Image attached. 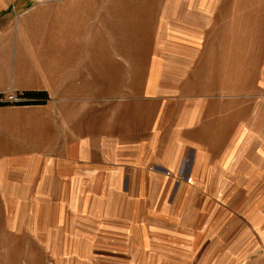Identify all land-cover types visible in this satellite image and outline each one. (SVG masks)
Returning <instances> with one entry per match:
<instances>
[{
    "label": "rangeland",
    "instance_id": "obj_1",
    "mask_svg": "<svg viewBox=\"0 0 264 264\" xmlns=\"http://www.w3.org/2000/svg\"><path fill=\"white\" fill-rule=\"evenodd\" d=\"M103 1L75 49L90 58L91 132L136 138L130 188L101 189L97 173L89 189L58 183L41 235L23 255L0 248V264H264V7Z\"/></svg>",
    "mask_w": 264,
    "mask_h": 264
},
{
    "label": "crops",
    "instance_id": "obj_2",
    "mask_svg": "<svg viewBox=\"0 0 264 264\" xmlns=\"http://www.w3.org/2000/svg\"><path fill=\"white\" fill-rule=\"evenodd\" d=\"M100 4L104 1L0 0V103H3L0 105V248L3 252L6 245L11 253L18 254L21 250L25 254L27 233L30 237L40 234L41 228L35 225L42 224L36 216L41 210L38 207L55 201L58 183L80 182L82 189H89V175L97 173L103 184L101 189L130 188L137 157L136 138L129 134L127 139V132L116 128L107 131L102 124L97 132H91L90 58L88 49L85 54L75 49L84 46V35L88 45L91 19L95 14L100 19ZM256 5L263 8L264 0H197L198 8L209 13L223 9L233 14L235 8L251 12L250 8ZM188 35L197 38L194 32ZM155 72L153 69L152 76H156ZM26 93H45L47 99L29 98ZM8 94L23 101L45 102L5 105L1 99ZM179 156L184 157L179 176L190 177L196 150L190 149L188 156L187 153ZM160 171L163 175L166 170ZM29 206L35 207V226L27 230ZM123 218L118 221H124ZM34 262L35 258H31L29 264ZM11 264H17L16 257Z\"/></svg>",
    "mask_w": 264,
    "mask_h": 264
},
{
    "label": "trees",
    "instance_id": "obj_3",
    "mask_svg": "<svg viewBox=\"0 0 264 264\" xmlns=\"http://www.w3.org/2000/svg\"><path fill=\"white\" fill-rule=\"evenodd\" d=\"M25 96L29 98H33V99H37L41 96H45L44 98L47 99V94L45 93H26ZM41 102H45V101H22L20 103H17L16 105H39V104H42ZM1 104L3 103H0V105ZM7 104L9 103H5V105Z\"/></svg>",
    "mask_w": 264,
    "mask_h": 264
},
{
    "label": "built area",
    "instance_id": "obj_4",
    "mask_svg": "<svg viewBox=\"0 0 264 264\" xmlns=\"http://www.w3.org/2000/svg\"><path fill=\"white\" fill-rule=\"evenodd\" d=\"M1 101L6 102V103H11V104H17V103L22 102L23 100L17 95L8 94L5 96V98H2Z\"/></svg>",
    "mask_w": 264,
    "mask_h": 264
}]
</instances>
